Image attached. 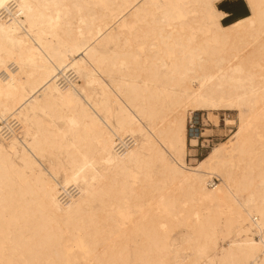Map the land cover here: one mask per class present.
<instances>
[{
  "label": "bare ground",
  "instance_id": "bare-ground-1",
  "mask_svg": "<svg viewBox=\"0 0 264 264\" xmlns=\"http://www.w3.org/2000/svg\"><path fill=\"white\" fill-rule=\"evenodd\" d=\"M217 1L4 0L0 264H264V0Z\"/></svg>",
  "mask_w": 264,
  "mask_h": 264
},
{
  "label": "rangeland",
  "instance_id": "rangeland-1",
  "mask_svg": "<svg viewBox=\"0 0 264 264\" xmlns=\"http://www.w3.org/2000/svg\"><path fill=\"white\" fill-rule=\"evenodd\" d=\"M220 1V0H219ZM218 2V1H217ZM216 2V3H217ZM62 79V78H61ZM60 79V80H61ZM58 80V82L60 81ZM63 80L62 82H64ZM61 82V83H62ZM203 113V127H202V135L203 137L210 139V142H208L207 147H201L197 145L195 148H197L196 154L193 155V146H190L187 144L189 148L192 149V155L191 156H186V161L189 165H193L197 162V160H200L203 156H205L210 149L216 145L218 142L224 141L227 138L230 137L233 131L237 129V124H238V119H237V110L234 109H228V110H221L218 111V114L216 116L213 115V113H208L207 111H200ZM209 114V116L207 115ZM214 116V118L212 117ZM232 119L233 123H228L225 121V119ZM11 120V121H10ZM10 123L14 122L13 119H9ZM16 124V123H14ZM2 126V124H1ZM206 144V142H204ZM192 159H189V158ZM212 176L213 182L216 184L220 182L217 176L214 174H209ZM75 192V188L71 189V191ZM64 199V197H63ZM66 201V199H65ZM254 238H258L257 235H253Z\"/></svg>",
  "mask_w": 264,
  "mask_h": 264
},
{
  "label": "crops",
  "instance_id": "crops-1",
  "mask_svg": "<svg viewBox=\"0 0 264 264\" xmlns=\"http://www.w3.org/2000/svg\"><path fill=\"white\" fill-rule=\"evenodd\" d=\"M216 7L224 13L222 19L228 23L245 17L249 13L245 0H220L216 3ZM193 149V155H195L197 148L193 147Z\"/></svg>",
  "mask_w": 264,
  "mask_h": 264
},
{
  "label": "built area",
  "instance_id": "built-area-1",
  "mask_svg": "<svg viewBox=\"0 0 264 264\" xmlns=\"http://www.w3.org/2000/svg\"><path fill=\"white\" fill-rule=\"evenodd\" d=\"M203 120V113L200 111L192 112L187 117L186 135L189 142L191 139H196L197 143L194 147L197 145L207 147L208 142H210V139H207L202 135V127L204 125ZM204 142H206V144Z\"/></svg>",
  "mask_w": 264,
  "mask_h": 264
},
{
  "label": "snow or ice",
  "instance_id": "snow-or-ice-1",
  "mask_svg": "<svg viewBox=\"0 0 264 264\" xmlns=\"http://www.w3.org/2000/svg\"><path fill=\"white\" fill-rule=\"evenodd\" d=\"M3 7H5L4 0H0V8H3ZM217 15H219V13H217Z\"/></svg>",
  "mask_w": 264,
  "mask_h": 264
},
{
  "label": "trees",
  "instance_id": "trees-1",
  "mask_svg": "<svg viewBox=\"0 0 264 264\" xmlns=\"http://www.w3.org/2000/svg\"><path fill=\"white\" fill-rule=\"evenodd\" d=\"M237 20H238V19H237ZM221 23H222L223 25L230 24V23L226 22L224 19H221Z\"/></svg>",
  "mask_w": 264,
  "mask_h": 264
}]
</instances>
